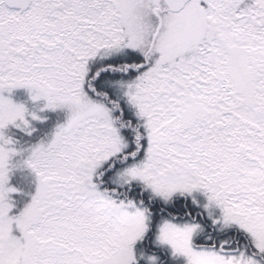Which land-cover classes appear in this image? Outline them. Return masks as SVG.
I'll return each mask as SVG.
<instances>
[{
    "label": "snow or ice",
    "instance_id": "snow-or-ice-1",
    "mask_svg": "<svg viewBox=\"0 0 264 264\" xmlns=\"http://www.w3.org/2000/svg\"><path fill=\"white\" fill-rule=\"evenodd\" d=\"M0 264H264V0H0Z\"/></svg>",
    "mask_w": 264,
    "mask_h": 264
}]
</instances>
